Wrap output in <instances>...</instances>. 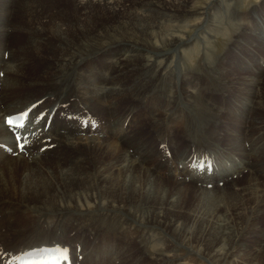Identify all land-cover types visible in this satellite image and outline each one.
Returning a JSON list of instances; mask_svg holds the SVG:
<instances>
[{
  "label": "bare ground",
  "instance_id": "6f19581e",
  "mask_svg": "<svg viewBox=\"0 0 264 264\" xmlns=\"http://www.w3.org/2000/svg\"><path fill=\"white\" fill-rule=\"evenodd\" d=\"M191 2L0 0V117L34 103L44 112L22 131V153L0 125V255L61 244L79 250L76 264H264V23L262 33L247 30L231 14V32L219 37L214 11L226 0L204 2L199 14ZM143 103L154 133L140 142L143 125L128 119ZM87 107L99 117L94 129L73 120ZM51 176L58 195L37 186ZM74 217L78 230L61 227ZM115 219L153 247L122 256Z\"/></svg>",
  "mask_w": 264,
  "mask_h": 264
},
{
  "label": "rangeland",
  "instance_id": "374dc122",
  "mask_svg": "<svg viewBox=\"0 0 264 264\" xmlns=\"http://www.w3.org/2000/svg\"><path fill=\"white\" fill-rule=\"evenodd\" d=\"M198 1V2H197ZM204 1V0H203ZM202 0H192L191 2V6H192V9L194 12H196V14H199V11L205 7V3L209 2L210 0H205L203 2ZM197 2V3H195ZM64 6H60V4L58 6H60L61 9H69L70 7V3H68V5H66L65 3H63ZM199 5V6H198ZM226 5H227V10H223V9H216L214 11V13L216 14L215 18L217 19V23H219V25L216 27L217 31L216 33L219 34V37H224L226 36L227 34H229V31H230V27H231V24H232V21L230 20V15L231 14H235V15H238L239 17H241V21H243V23L245 24V28H247V30L249 28H251L253 30V26L255 25H259V22L262 23V26H263V23H264V0H226ZM191 17V18H190ZM187 21L190 22V24H192V22H194L197 18H199V16L197 15H187ZM239 18H237L236 21H238ZM234 21V22H236ZM259 27V26H258ZM263 29H264V26H263ZM231 32V31H230ZM262 33V30L260 29L259 27V33ZM243 35H240L239 39L241 38V42H245L247 39L242 37ZM26 39V36L25 37H22L21 39L18 38V40L20 42H24ZM17 41V39L15 40ZM141 43L146 46V44H144L142 41ZM17 46V44H15ZM246 49L248 47V44L245 45ZM214 50H217L216 48H214ZM260 54L261 51L257 50ZM248 53H249V47H248ZM231 55V51L228 50L227 53L224 55L225 59H226V63L228 62V59ZM257 53L254 54V58H257ZM250 55H248L247 58H249ZM241 57H245L246 56H241ZM243 61V59L241 60V62ZM34 65V64H32ZM226 65V64H225ZM36 67H38V65H34ZM260 66H263L260 65ZM28 69H31V67H29ZM27 69V70H28ZM32 72H26V74L28 75H31ZM227 74V73H226ZM31 77V76H29ZM31 78H34L33 76ZM29 80V78H28ZM31 81H40L39 79L35 78V79H32ZM233 89V88H232ZM227 92L230 93L229 89L227 88ZM235 93H233V99L236 100V97L238 96V91H233ZM241 99V98H240ZM116 107H117V110L121 111V112H125V110L129 107V98L127 96H124L122 98H120L119 100L116 101ZM222 111H225V108L222 107ZM258 112H261V110L259 109ZM246 147H248V144L246 145ZM132 153V152H130ZM86 154V153H85ZM88 163V161L86 162ZM85 163V164H86ZM95 163H93L94 165ZM49 167H39L37 165L33 166L34 169H40V170H47L49 169L50 167H53L52 169H55L56 166L54 165H48ZM19 168V169H18ZM57 168V167H56ZM22 171V169L18 166V167H14L12 169V171H10V174L9 176L11 175L12 177H15V175ZM55 179L53 176H51L49 178L48 181H39V183H37V186L40 188V192H46L50 195H58L59 192H61L63 189L61 188V190H59L56 185L57 183L55 182ZM241 180V179H239ZM245 179H243L241 181V184L238 185V188L234 189V190H239L242 183L244 182ZM18 183V182H17ZM185 183H187L185 181ZM172 185L168 184V188H170ZM215 186V185H214ZM23 187H26V186H23ZM54 187H56L54 189ZM64 188V187H63ZM44 190H48V191H44ZM219 192V191H218ZM13 192H6V194H12ZM65 196L63 197V203H66L67 202V199L69 201V198H68V194L66 192H64ZM63 194V195H64ZM42 196V195H40ZM73 196V195H72ZM71 196V197H72ZM187 202H191L192 199H193V195L191 192L187 193ZM55 196H51V198H54ZM67 197V198H66ZM90 198V197H89ZM88 198V199H89ZM73 199V198H72ZM76 199L74 198L72 203L73 204H76ZM88 202V205H91V201H87ZM80 204V203H78ZM42 213V212H41ZM69 218V216H68ZM67 219V218H66ZM74 221H76L75 224H68V221H63L61 222V227L63 228H67V229H71V230H78L79 228V222L77 221L78 219L76 217L73 218ZM33 221V220H32ZM32 221H29V222H25V224L27 226H29L31 224ZM1 226L2 228H5L7 229L6 233L3 234V238H7V235H8V232H9V229L7 227V222H4V223H1ZM260 227H262V222L261 224H259ZM130 228L131 226L130 225H126V226H123L121 225L120 223H118L115 219L114 221V224H113V229L116 230V232H120V233H117V239H118V243L117 244V248L118 247H122V256L123 255H126V253H131V254H135L133 255L132 257H136L137 253L139 252L140 248L141 247H144V246H148L146 248V250L148 251L151 247H153V243L154 241H151V240H146L143 238V236L141 238H139L140 242H141V246L139 245V243L136 241V242H133L132 241V238L135 237L131 234L130 232ZM70 231V230H69ZM138 236V235H136ZM127 244L129 245V249L127 250ZM116 248V249H117ZM116 251V250H115ZM127 259V258H126ZM126 259L123 260L122 262H119V264H127L128 262H126ZM146 261L147 259L146 258H143L142 259V263L141 264H146ZM190 262V264H198L197 262L193 261V260H188Z\"/></svg>",
  "mask_w": 264,
  "mask_h": 264
},
{
  "label": "snow or ice",
  "instance_id": "6c2138e0",
  "mask_svg": "<svg viewBox=\"0 0 264 264\" xmlns=\"http://www.w3.org/2000/svg\"><path fill=\"white\" fill-rule=\"evenodd\" d=\"M0 75H3V73H0ZM21 115L18 117V119L23 120L25 116L29 115V111L25 109H21ZM11 116V114H9ZM39 120H44V115H42L40 112H36L32 115L31 119L29 120L28 124L26 125L27 127H31L33 124H36ZM14 123L12 118L4 119V117H0V125H5L8 126V130L11 131L10 126H12ZM48 121L45 120V124H47ZM85 124H87V121H85ZM23 136H16L13 134V147L19 146L21 151L25 149V145L21 143L23 140ZM0 147H2V144H0ZM2 259V257H0Z\"/></svg>",
  "mask_w": 264,
  "mask_h": 264
}]
</instances>
